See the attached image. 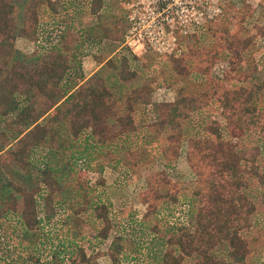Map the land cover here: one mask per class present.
<instances>
[{
    "label": "trees",
    "instance_id": "obj_1",
    "mask_svg": "<svg viewBox=\"0 0 264 264\" xmlns=\"http://www.w3.org/2000/svg\"><path fill=\"white\" fill-rule=\"evenodd\" d=\"M122 1L90 0L96 22L83 29L62 20L75 0H0V219L19 223L35 264H99L104 252L113 264H264V78L256 77L260 64L251 48L257 33L244 24L246 14L237 19L229 10L222 25L210 28L215 51L198 38L185 57L135 67L136 55L120 49L98 55L99 67L87 77L84 45L123 39ZM46 19L63 26L58 41L30 54L17 48L18 38L44 37ZM203 52L212 60L201 69L193 56ZM223 52L226 71L213 77L209 70ZM158 65L167 73H153ZM182 73L200 76L202 88L179 92L174 102L152 100L157 87ZM38 148L46 151L43 167L34 158ZM153 151L168 166L185 156L197 177L184 185L166 171L150 177L153 185L140 194L146 212L127 219L137 230L120 231L117 215L124 211L116 215L105 191L95 198L84 173L102 174L106 163L136 173ZM187 191L189 223L170 222L161 213ZM60 206L71 237L44 261L36 248ZM85 214L97 236L88 241L91 253L81 242Z\"/></svg>",
    "mask_w": 264,
    "mask_h": 264
},
{
    "label": "rangeland",
    "instance_id": "obj_2",
    "mask_svg": "<svg viewBox=\"0 0 264 264\" xmlns=\"http://www.w3.org/2000/svg\"><path fill=\"white\" fill-rule=\"evenodd\" d=\"M80 5L76 3L69 9L60 6L62 11V20L69 22L74 20L76 25L81 28H85L88 25H92L96 22V17L91 13V2L90 0H80ZM164 1V2H160ZM123 0L122 5L125 11L123 39L116 40L117 38H107L101 42L88 41L83 47L82 63L83 69L86 76L90 74L98 65L97 56L113 54L118 49H123L126 53L134 54L138 58L133 63L135 67L140 66L141 63L147 61H162L171 56L174 57H185V53H188L189 44H193L199 38V43L205 48H211L215 51L213 34L210 33V28L216 29L218 25H222V17H228L229 10L231 16L235 15L237 19L246 14L244 24L247 29L254 34L257 33L258 38L254 40L251 46L253 55L256 61H259L260 67L256 72L258 79L264 78V34H259L258 29L254 24L264 27V0ZM160 2V3H159ZM165 6L168 10L165 11ZM76 11H72L73 9ZM219 8L220 12L216 9ZM226 8V10H225ZM228 9V10H227ZM152 11H155L152 14ZM253 13V15H249ZM236 18H231L232 23L236 21ZM229 19V21L231 20ZM145 20V21H143ZM45 21H48L46 19ZM153 25V27H159L163 25L166 31L162 34L157 31L153 32V43L157 41L156 45H153L149 41L148 36L145 34L144 29L147 25ZM229 24V22H228ZM232 24H230L231 27ZM233 26V25H232ZM183 29L188 30L184 32ZM223 29L220 30L222 32ZM248 32L250 35L251 33ZM119 34L120 36L122 35ZM219 34V33H218ZM217 34V35H218ZM116 37H120V36ZM197 35V36H195ZM19 39V38H18ZM17 39V48L31 53L30 50L20 44ZM220 46L224 45V42H219ZM220 57L216 59L219 61L212 65L209 72L210 75L216 77L215 74H222L226 71V63L229 54L227 52L220 53ZM194 61H202L201 69L207 65L206 61L212 60L208 52L202 54H195L193 56ZM153 68V67H152ZM157 69L158 71H156ZM153 73H167L164 69V65H158L157 68L152 69ZM175 72V71H173ZM185 78V74H180L179 78L176 75L175 80L170 83L163 84L156 88L153 92L152 100L156 102H174L176 101L179 92L197 93L202 85L198 83L202 81L199 76ZM256 78V79H257ZM202 114L196 113L195 120ZM184 152L186 155L187 145L183 144ZM152 160L141 167L136 173H131L125 165L117 168L106 163L102 174L97 171L84 173V179L89 181L94 188L93 196L99 197L100 194L105 191L109 194L113 203L114 212L116 215L118 212L124 211L118 216L120 221V231L137 230L138 226L134 222H129L127 219L130 218V214H142L146 211L147 205H145L141 199L140 194L153 185L154 177L159 178L158 172L166 171L168 177L176 185H184V183L196 179L197 175L191 168L188 161L183 158L178 159L172 166L166 165L165 159L160 154L152 152ZM46 151L42 148H38L35 151L34 158L37 165L43 167L41 161L45 160ZM84 164V163H83ZM39 168H36V173ZM117 171H120L117 173ZM0 177H2L0 175ZM153 177V178H150ZM3 178V177H2ZM92 180H95L94 184ZM99 180H104L103 183H99ZM98 182V183H97ZM163 192L167 191V188L162 189ZM182 193V192H181ZM190 191H187V196L183 194L180 198L179 203L174 208L164 211L161 214L169 217L170 222H176L178 225H184L185 222L189 223L187 217L188 205L184 202L189 198ZM65 211L63 206H60L59 214L55 220L50 224H45L47 237H44V241L38 248L37 254L41 255V258L50 259V253L54 250L55 245L62 239L71 237V233L68 230V225L63 223L66 220ZM88 217V214H85ZM139 218V217H138ZM168 221V220H167ZM92 222V223H90ZM133 223V224H131ZM22 229L19 227V223L14 218L6 217L0 219V260L2 264H35L32 261L29 254V246L27 242L22 238ZM96 230L94 228L93 221L90 217L87 218V222L82 227L81 242L85 244V248L88 253H91V248L88 246L89 240L97 241ZM5 258V259H4ZM4 259V260H3ZM130 260V259H129ZM147 261V259H146ZM146 261L139 260L138 263H147ZM99 264H113L111 256L105 252L98 258ZM134 262H137L134 261ZM42 264V263H40Z\"/></svg>",
    "mask_w": 264,
    "mask_h": 264
},
{
    "label": "built area",
    "instance_id": "obj_3",
    "mask_svg": "<svg viewBox=\"0 0 264 264\" xmlns=\"http://www.w3.org/2000/svg\"><path fill=\"white\" fill-rule=\"evenodd\" d=\"M160 2H164V1H160ZM167 10H168V7L165 6V11H167ZM216 11L220 12V9L217 8ZM154 13H155V11H152V14H154ZM143 21H145V20H143ZM51 22L52 21H45L43 23V29H45V32L43 34L44 37L41 36V38L38 41L30 40L29 44L27 45L28 46L27 49L30 50L31 53L35 51V49L38 47V45L40 43L47 45V46H51L53 43L58 41L59 34L62 33L63 26L62 25L56 26V29H55V25ZM154 31H157L158 33L162 34L166 31V29L164 28L163 25H160L159 27H153V25H150V24L147 25L146 28L144 29V32L148 36L149 41L152 43H153V38H154L153 37ZM183 31L186 33L188 32V30H186V29H183ZM156 43H157V41H155L153 43V45H156ZM88 172H92V171H88ZM92 173H94V172H92ZM94 182H95V180H92V183H94Z\"/></svg>",
    "mask_w": 264,
    "mask_h": 264
},
{
    "label": "crops",
    "instance_id": "obj_4",
    "mask_svg": "<svg viewBox=\"0 0 264 264\" xmlns=\"http://www.w3.org/2000/svg\"><path fill=\"white\" fill-rule=\"evenodd\" d=\"M53 1H57V0H53ZM59 1L62 2V1H65V0H59ZM70 1L73 2V0H70ZM75 1L77 2V3H76L77 6H79V5H80V2H82V1H80V0H75ZM76 9H78V8H75V9H73L72 11L75 12ZM18 40L20 41V44H21L23 47L25 46L26 49H27V47H28L27 45L29 44L30 39H28V38H24V37H21V38H19ZM118 50H119V49H118ZM98 67H99V65H98V66H97V67H96V68H95L90 74H88V76H90L92 73H94L95 70H97ZM88 76H87V77H88ZM155 102H156V101H155ZM158 102H159V101H158ZM182 158H183V157H181V159H182ZM117 173H118V172H117ZM143 203H144V202H143ZM144 204H145V203H144ZM145 205H147V204H145ZM145 212H146V211H145ZM145 212H144V213H145ZM144 213H143V215H144ZM143 215H142V214H141V215H140V214L138 215V214L135 213V216H136L137 219H141V218L143 217ZM138 217H139V218H138Z\"/></svg>",
    "mask_w": 264,
    "mask_h": 264
}]
</instances>
